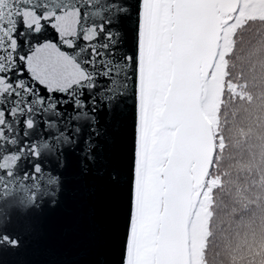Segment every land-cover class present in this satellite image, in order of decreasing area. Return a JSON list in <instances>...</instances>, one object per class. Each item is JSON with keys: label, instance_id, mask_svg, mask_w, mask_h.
<instances>
[{"label": "snow or ice", "instance_id": "6c2138e0", "mask_svg": "<svg viewBox=\"0 0 264 264\" xmlns=\"http://www.w3.org/2000/svg\"><path fill=\"white\" fill-rule=\"evenodd\" d=\"M98 89L135 98L127 177L81 111ZM84 126L78 175L128 184L122 264H264V0H0V250Z\"/></svg>", "mask_w": 264, "mask_h": 264}, {"label": "water", "instance_id": "95a60500", "mask_svg": "<svg viewBox=\"0 0 264 264\" xmlns=\"http://www.w3.org/2000/svg\"><path fill=\"white\" fill-rule=\"evenodd\" d=\"M135 3V0H129ZM124 32L123 46L134 48V23L119 25ZM50 35L54 36V34ZM101 83H103L101 81ZM95 99L85 93L81 111L95 117V127L103 135L97 138L102 154L111 166L125 176L132 166L135 138V98L130 93L119 101H109L102 89ZM95 107V112L91 108ZM74 114L70 102L64 106ZM84 125V121L73 122ZM89 129L82 127L75 150L66 149V166L55 167V159L45 161L46 170L62 172L64 190L55 206L45 202L41 208L21 217L14 231L21 236V246L0 250V264H122L129 188L126 182L113 185L94 174L78 175L77 153L87 139Z\"/></svg>", "mask_w": 264, "mask_h": 264}]
</instances>
